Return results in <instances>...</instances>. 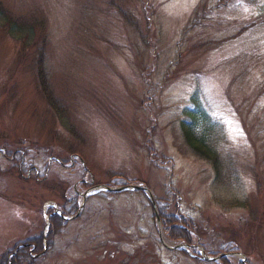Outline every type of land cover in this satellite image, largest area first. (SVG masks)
<instances>
[{
    "label": "rangeland",
    "instance_id": "rangeland-1",
    "mask_svg": "<svg viewBox=\"0 0 264 264\" xmlns=\"http://www.w3.org/2000/svg\"><path fill=\"white\" fill-rule=\"evenodd\" d=\"M197 102L218 174L180 130ZM40 234L34 264H264V0H0V254Z\"/></svg>",
    "mask_w": 264,
    "mask_h": 264
},
{
    "label": "trees",
    "instance_id": "trees-1",
    "mask_svg": "<svg viewBox=\"0 0 264 264\" xmlns=\"http://www.w3.org/2000/svg\"><path fill=\"white\" fill-rule=\"evenodd\" d=\"M36 53L34 55V71L36 76V81L38 86L45 94L47 102L49 105L55 109L59 110V105L57 99L50 93V88L47 85L46 81V72L43 64V48L42 44L37 46ZM187 114L186 119H181L180 121V130L182 132L183 138L189 146L196 152L202 154L203 156L212 160L216 174L219 173L220 166L223 164L220 158L218 157L216 151L212 149L210 130L214 128V123L209 118L208 114L204 111L202 106L197 102L194 107L191 109H184ZM202 119V121H200ZM210 125L208 126L207 125ZM198 126H202L201 130L197 131ZM214 132V131H213ZM12 157V156H11ZM21 157V156H20ZM20 162V158L18 159ZM217 176V175H216ZM82 181V180H81ZM140 190V189H139ZM108 193H113V190H106ZM159 205V216L163 224V229L166 234L171 238H179L185 244H192L194 242L193 236V221L186 215L176 212H165L163 209L164 204L157 203ZM50 206L47 210L49 211ZM63 214H66V210H62ZM63 219L57 213H51L48 217V231L51 232L56 230L59 225L62 224ZM30 240L32 242H30ZM47 240V238H46ZM42 236L35 235L32 238H24L19 241L17 246L9 251L6 250L0 254V264H34L35 258L30 254V250H39L42 245ZM202 243V242H199ZM204 250L210 252L211 250L205 248ZM183 249V248H182ZM225 250H230V244H225L223 247ZM9 253V256H7ZM7 256V257H6ZM207 263H217L218 261L213 259L202 260ZM221 264H231L230 258L227 255H221L219 257Z\"/></svg>",
    "mask_w": 264,
    "mask_h": 264
},
{
    "label": "water",
    "instance_id": "water-1",
    "mask_svg": "<svg viewBox=\"0 0 264 264\" xmlns=\"http://www.w3.org/2000/svg\"><path fill=\"white\" fill-rule=\"evenodd\" d=\"M91 187H99V188L104 187V188H113V189L142 188V189H144V190L147 191L148 196H149V199H150V202H151L152 206L154 207V200H153V198H152V195H151L149 189L147 188V186L144 185V184H139V183H129V184H119V185H116V186H109V185H102V184H97V183H95V184L91 185ZM84 194H85V191H83V192L81 193L82 199L84 198ZM82 201H83V200H82ZM59 214H60L62 217H64V218H68V216L63 215V214L60 213V212H59ZM47 216H48V215H47ZM155 218L157 219V215H156V213H155ZM46 223H47V220H46ZM199 252L201 253V256H202L203 258H206V259H210V258H211V259H216V258H218L220 255H222V254H226V253H237V254L239 253L238 251H229V252H219V253H217V254H215V255H207L203 249H200Z\"/></svg>",
    "mask_w": 264,
    "mask_h": 264
}]
</instances>
